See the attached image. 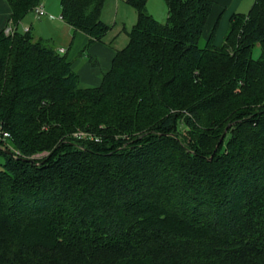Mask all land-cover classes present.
Returning <instances> with one entry per match:
<instances>
[{"label":"trees","instance_id":"trees-1","mask_svg":"<svg viewBox=\"0 0 264 264\" xmlns=\"http://www.w3.org/2000/svg\"><path fill=\"white\" fill-rule=\"evenodd\" d=\"M5 1L17 26L39 3ZM104 2L59 0L86 47ZM126 2L136 23L97 86L30 27L0 30L17 151L0 146V264H264V0L221 46L203 38L215 0H166L165 23Z\"/></svg>","mask_w":264,"mask_h":264},{"label":"crops","instance_id":"crops-1","mask_svg":"<svg viewBox=\"0 0 264 264\" xmlns=\"http://www.w3.org/2000/svg\"><path fill=\"white\" fill-rule=\"evenodd\" d=\"M45 0H39L44 9ZM254 0H215L208 15L204 27L203 38L206 39L214 29L213 44L221 46L229 26V19L234 13H248ZM10 14V10H9ZM32 14V13H30ZM52 26L53 37L47 40L55 49L62 50L71 63V67L78 74L80 83L83 86H97L101 82V76L111 64L115 53L124 48L129 41V32L136 23L137 12L126 0H105L101 20L109 26L107 32L100 40L93 42L88 47V36L80 30H74L59 16L52 17L48 14L37 18ZM8 22V18H7ZM4 25H0V30ZM19 26L30 27L19 22ZM34 34V33H32ZM36 38L37 35L34 34ZM261 52V51H260Z\"/></svg>","mask_w":264,"mask_h":264},{"label":"rangeland","instance_id":"rangeland-1","mask_svg":"<svg viewBox=\"0 0 264 264\" xmlns=\"http://www.w3.org/2000/svg\"><path fill=\"white\" fill-rule=\"evenodd\" d=\"M43 2L44 3L46 2L45 8H48L47 14L50 16V18H52L53 16L57 18L59 16V13H60L59 0H45ZM146 8H147L146 9L147 12L150 15H152L157 21H159L161 23L166 22V18H167L166 0H147ZM9 10H10V8H9L8 4L6 3V1L0 0V25L1 26L7 22V18L9 17ZM8 23H9V21L7 22V24ZM22 23L26 24V25L31 24L32 25V29H31L32 33H34L38 37H41L43 39H49L50 36L53 37L52 26L47 24L45 21L37 20V18H35L33 16V14L26 15L22 19ZM15 26H16V28H20L21 30H24V28H26L23 26H19V27L17 25H15ZM5 27L3 28V31L7 35V33H6L7 31H5V29H6ZM202 40H203V38L201 39V43H202ZM260 51H261L260 47L258 45L255 46L252 50V56L258 57L260 54ZM177 128L179 131H188L187 129H185V126L183 128H180V123L178 124ZM189 137H190V135H188L185 132L184 136H182V140H183L184 144L191 146L190 143H192V141L190 140L191 138L189 139ZM7 142H8V140H7ZM7 142H6V144H4V142H0V146H2V147L6 146L7 150L13 151L14 153H17L16 149L13 150L12 145L7 146ZM63 147L64 148H70V146H66V145ZM45 154H46L45 152L37 153V154L33 155L32 158L39 160ZM2 161H3V158H2V156H0V169L2 168Z\"/></svg>","mask_w":264,"mask_h":264},{"label":"built area","instance_id":"built-area-1","mask_svg":"<svg viewBox=\"0 0 264 264\" xmlns=\"http://www.w3.org/2000/svg\"><path fill=\"white\" fill-rule=\"evenodd\" d=\"M32 14L35 18H40L42 16H45L47 14V12L45 11L44 7L42 6L41 3L36 4L33 9H32ZM5 31H7V35L11 34L12 32H14V30L16 29V26L9 21V23L7 24V26L5 27ZM29 29L28 26H26V28H24V30L22 31H27ZM62 51V50H60ZM10 137V134L8 131H6L2 125L0 124V142H6V140Z\"/></svg>","mask_w":264,"mask_h":264}]
</instances>
